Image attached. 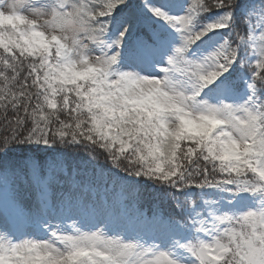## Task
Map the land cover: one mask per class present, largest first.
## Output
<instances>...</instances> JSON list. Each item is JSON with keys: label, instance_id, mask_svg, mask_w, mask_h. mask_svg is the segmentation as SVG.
I'll list each match as a JSON object with an SVG mask.
<instances>
[{"label": "snow or ice", "instance_id": "6c2138e0", "mask_svg": "<svg viewBox=\"0 0 264 264\" xmlns=\"http://www.w3.org/2000/svg\"><path fill=\"white\" fill-rule=\"evenodd\" d=\"M0 127V264H264V0H0Z\"/></svg>", "mask_w": 264, "mask_h": 264}, {"label": "trees", "instance_id": "16d2710c", "mask_svg": "<svg viewBox=\"0 0 264 264\" xmlns=\"http://www.w3.org/2000/svg\"><path fill=\"white\" fill-rule=\"evenodd\" d=\"M137 2L138 0H129L130 7L134 8ZM2 135H4V129L0 127V136ZM58 151L63 152L65 154L64 158L73 165L78 163L82 157L87 159L83 153L65 149H58ZM29 155L32 154L30 153ZM36 155L43 156L44 153H38ZM92 172L93 166H88V174L91 175ZM95 173L97 177L103 176V179L97 180V186L93 189L95 192H98L113 176L118 180L125 181L124 179H120L125 174L111 169V166L105 162L103 156L100 157L95 166ZM121 204L129 216L143 219L151 218L154 213L168 214L171 211V203L163 200L160 190H154L153 185L143 179L140 180L138 186H133L131 191L123 195Z\"/></svg>", "mask_w": 264, "mask_h": 264}, {"label": "rangeland", "instance_id": "374dc122", "mask_svg": "<svg viewBox=\"0 0 264 264\" xmlns=\"http://www.w3.org/2000/svg\"><path fill=\"white\" fill-rule=\"evenodd\" d=\"M132 189L133 186H129L126 181L118 180L113 176L98 192L93 190L92 197L98 203L104 204L111 212L115 213V219H123L130 226H138V222L143 218L129 216L121 204L123 195ZM23 199L25 210H27L30 206L31 198L25 195Z\"/></svg>", "mask_w": 264, "mask_h": 264}]
</instances>
